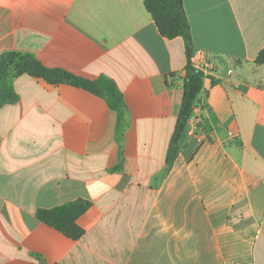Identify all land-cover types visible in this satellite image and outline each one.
I'll return each mask as SVG.
<instances>
[{
	"label": "crops",
	"instance_id": "obj_1",
	"mask_svg": "<svg viewBox=\"0 0 264 264\" xmlns=\"http://www.w3.org/2000/svg\"><path fill=\"white\" fill-rule=\"evenodd\" d=\"M208 70L171 169L186 45L145 0H0V57L123 95L15 75L0 108V264H264V0H183ZM232 71V73H230ZM91 203L71 240L39 210Z\"/></svg>",
	"mask_w": 264,
	"mask_h": 264
},
{
	"label": "trees",
	"instance_id": "obj_2",
	"mask_svg": "<svg viewBox=\"0 0 264 264\" xmlns=\"http://www.w3.org/2000/svg\"><path fill=\"white\" fill-rule=\"evenodd\" d=\"M145 8L152 16L160 34L166 39L182 38L186 45V67L184 77V95L180 107L175 131L172 136L166 165L171 169L177 159L181 142L193 116L199 97L204 88V73L193 63V39L191 25L184 7L183 0H145ZM20 59L19 62H15ZM256 64L264 67V49L260 52ZM15 75L28 74L42 77L50 83H68L77 88H84L97 96L107 98L111 109L115 110L120 119L125 111L124 98L116 84L104 77L98 80H88L63 70H53L43 66L31 56L8 53L0 57V108L15 101L16 95L9 82L10 70ZM91 208V203L76 201L53 209L39 210L37 218L67 238L77 241L85 231L78 220Z\"/></svg>",
	"mask_w": 264,
	"mask_h": 264
},
{
	"label": "built area",
	"instance_id": "obj_3",
	"mask_svg": "<svg viewBox=\"0 0 264 264\" xmlns=\"http://www.w3.org/2000/svg\"><path fill=\"white\" fill-rule=\"evenodd\" d=\"M202 71V70H201ZM203 73H204V75H205V77L208 75V70L206 69V71H202ZM230 73H232V71H230Z\"/></svg>",
	"mask_w": 264,
	"mask_h": 264
},
{
	"label": "rangeland",
	"instance_id": "obj_4",
	"mask_svg": "<svg viewBox=\"0 0 264 264\" xmlns=\"http://www.w3.org/2000/svg\"><path fill=\"white\" fill-rule=\"evenodd\" d=\"M19 61H20V59H16V60H15V62H19Z\"/></svg>",
	"mask_w": 264,
	"mask_h": 264
}]
</instances>
